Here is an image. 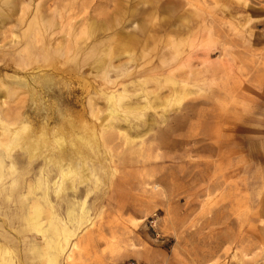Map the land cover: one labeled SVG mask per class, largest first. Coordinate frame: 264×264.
Wrapping results in <instances>:
<instances>
[{
  "label": "rangeland",
  "instance_id": "rangeland-1",
  "mask_svg": "<svg viewBox=\"0 0 264 264\" xmlns=\"http://www.w3.org/2000/svg\"><path fill=\"white\" fill-rule=\"evenodd\" d=\"M41 1L51 10H68L75 22L108 10L102 7L103 0L76 5L72 0L62 5L58 0H0V83L7 89L0 90V100L15 109L14 115L28 116L35 133L46 118L65 137L75 130L87 137L85 145L78 146L90 159L89 182L77 183L76 193L68 195L81 201L91 190L85 202L88 217L68 237L59 231V224L48 230L57 247V264H264V0H171L173 9L157 12V18L166 16L175 27L181 17L192 33L173 36L185 41L175 59L165 64L155 51L138 57V63L152 64L136 77L160 84L169 72L188 78L192 69L212 71L202 73L194 88L185 89L179 104L172 101L170 108L161 105L126 118L119 111L108 120L102 95L82 91L88 83L98 86L93 73L71 71L69 63L62 64L67 58L55 54L22 51L25 37L33 30L26 17L22 20V12L32 3L26 11L31 13ZM211 26L212 36L207 32ZM56 34L59 39L63 35ZM171 43L157 45L164 44L173 55ZM195 53L198 59L192 69L178 71ZM37 72L51 75L52 82L43 90L33 80L30 86L16 84ZM157 84H149V90ZM156 92L168 93L163 85ZM57 110L65 114L64 119ZM100 128L109 136L107 154L103 149L95 153L98 144L93 135ZM27 136L23 133L20 139ZM24 147L21 142L9 151L18 163L8 169L7 160L0 172V242L12 251L0 264H44L22 247V234H35L22 226V194L26 193L22 183L34 182L42 164ZM104 157L108 162L103 163ZM53 201L60 203L54 197ZM47 210L43 205V228ZM64 210L58 207L59 217L64 218Z\"/></svg>",
  "mask_w": 264,
  "mask_h": 264
},
{
  "label": "bare ground",
  "instance_id": "bare-ground-1",
  "mask_svg": "<svg viewBox=\"0 0 264 264\" xmlns=\"http://www.w3.org/2000/svg\"><path fill=\"white\" fill-rule=\"evenodd\" d=\"M58 1L61 5L66 1L70 2V0ZM82 1L83 0H72L73 4H70L76 5V3ZM103 1L104 5H102V7L108 10L107 13L102 12L104 17L102 13H97V15L93 17L90 15L87 17L85 16L80 22H75V18L69 16V12L65 8L66 12L63 11V13L59 10L57 11V9L51 10L50 6L41 1L37 2L31 13H26L32 3L27 5L22 12L21 18L24 20L26 17L28 25L33 26V30L25 37L26 39L23 42L24 46L22 51L26 50L27 52V50H29L31 52L35 51L34 53L55 54L56 56L58 55L59 58H67L66 62L63 61L62 64L69 63L68 66L71 71L79 72L81 69H87L86 71H89V74L93 73V78H97L100 81L98 82V86L95 87L92 84L88 85L89 83L87 82L88 84L83 87L82 91L87 90L102 95L106 102V111L103 109L107 112L105 120L118 114L119 111L123 114V117L126 118L128 115H140L146 109L152 110V108H157L161 105L169 107L172 101H176L177 104H179L185 97V89L194 88L195 85H193V83L195 84L197 78L200 77L202 73V75H205L208 70L198 71L197 69L191 68L193 61L198 59V54L195 53L190 55L187 58V62L178 67L179 69L181 67H190L192 71H189L192 77L178 78L176 77L177 75H172V73L169 72L166 77L159 80L160 84H157V82H150L147 78L139 80V78L136 77L152 64L151 61L140 64L138 63L140 61L138 57H147L155 51L158 54V60L162 64H165L167 61L175 59V55L179 52V45L181 46L183 41H185L183 38L177 39L173 36L179 38L188 33H192L188 24L185 25L181 23L183 20H181V17L179 25L175 27L168 17L163 16L162 19L159 17L157 18V12L159 14L168 13L173 9V4L175 3L171 0ZM237 1L240 2V0ZM241 3L244 8L247 7L245 1ZM64 5H66V3ZM64 5L63 7H65ZM195 8L198 10L203 9L200 5H195ZM147 11L150 12L147 13ZM0 15L3 16V14ZM5 18H8V16ZM56 18L60 21L58 20L55 22ZM127 27H130L132 31H126L125 29ZM207 29L209 35H214V28L212 26L207 27ZM56 31H59L60 34L63 33L60 39L56 37ZM190 35L186 38H189ZM176 39L177 41H174ZM157 42L158 44L161 42L167 43V46L172 42L173 55L165 51L166 46L164 44H161V47H159ZM44 56L46 57V55ZM90 58L93 60L90 61ZM123 58L126 60L122 61ZM60 61L62 62V60ZM206 61H204L203 64H206ZM70 63L73 64L71 65ZM181 69L178 71H181ZM209 70L212 71V68ZM110 74H113L114 79L111 78ZM51 79L50 74L37 72V75L31 76L28 80L24 78L16 80V84H27L26 86H30L32 83L29 84V80H33L34 83L38 84V88L43 90L45 85L52 82ZM151 83L153 84L152 87H154L155 84L158 85L153 91L149 90L148 87ZM166 84H170L169 87L166 86ZM140 85H144V87L138 88L139 90L134 93L130 92V89ZM161 85L167 88L168 93H166L167 95L165 96L156 92L161 89ZM5 89L3 84L0 83V90ZM87 94L89 95V92H87ZM127 99H132L133 102L129 104ZM125 100L128 104L123 102ZM88 101H92V98L89 97ZM7 106L5 100H0V113L3 114V117L0 115V172L5 169L4 164L7 160L9 161L8 169H13L15 165H17V158L16 160H12V155H9V151L19 146L21 142L23 146L26 147L29 156L31 154L32 157L41 158L42 160L35 181H30L29 183L24 182L25 184L22 183V190L24 189L26 191L25 194H22V226H24L25 229L28 228L30 232L35 233L34 235L22 234V247H25V253L37 256L38 259L40 258V260H43L44 264H57V247L53 239L47 236L48 230H53L56 228L57 224H59L61 226L59 231H61L64 236L68 237L71 233H75V230L78 229L82 222L88 217V210L85 208V202L91 190H87L85 199L81 201H75L77 197L68 195L69 192L76 193L77 183L89 182L87 173L90 168L87 161H90V159L79 150L78 146L79 144L82 145L86 143L87 137L85 138L81 132H75V129L70 136L65 137L59 127L55 124L51 125L52 122L48 121L46 118H43L41 128L39 127L40 131L37 128L36 130H38V132L35 133V131L30 128L31 122L28 121V116L22 117V113H16L14 115L13 112L15 109H8ZM92 113L93 115L94 113L97 114V111H92ZM58 114L64 119L65 114L63 115V112L58 111ZM165 120L163 115L162 123H165ZM117 121L119 122V120ZM102 129L99 130L97 135H93L96 144H98L95 153L103 149V153L107 154L108 150H106V147L109 136L107 134L105 135L106 132ZM115 131H117V129ZM26 132L28 136L25 140L21 138V141L20 136ZM94 139L92 141L89 140L87 144L90 141L93 142ZM106 157H104V159ZM35 162L36 161H34V163ZM106 162H108L107 158L103 163ZM14 173L16 172L14 171ZM10 176L8 177L10 178ZM53 197L60 201L59 205L53 201ZM43 205L48 208L46 228H43L41 224ZM58 207L65 209L64 218L61 217V215L60 218L57 214ZM41 240L45 241L41 243ZM11 252L12 251L0 242V260H5L7 256L11 255Z\"/></svg>",
  "mask_w": 264,
  "mask_h": 264
}]
</instances>
